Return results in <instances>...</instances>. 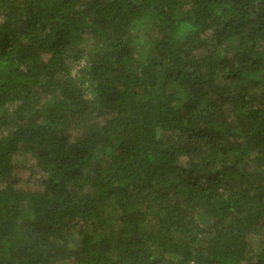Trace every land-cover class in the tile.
I'll return each mask as SVG.
<instances>
[{
    "label": "trees",
    "instance_id": "1",
    "mask_svg": "<svg viewBox=\"0 0 264 264\" xmlns=\"http://www.w3.org/2000/svg\"><path fill=\"white\" fill-rule=\"evenodd\" d=\"M0 264H264V0H0Z\"/></svg>",
    "mask_w": 264,
    "mask_h": 264
},
{
    "label": "rangeland",
    "instance_id": "2",
    "mask_svg": "<svg viewBox=\"0 0 264 264\" xmlns=\"http://www.w3.org/2000/svg\"><path fill=\"white\" fill-rule=\"evenodd\" d=\"M32 183V181H27L26 183H23L26 186H29Z\"/></svg>",
    "mask_w": 264,
    "mask_h": 264
}]
</instances>
